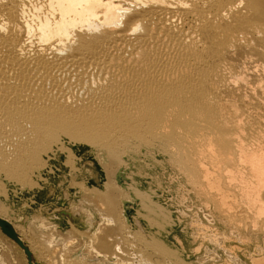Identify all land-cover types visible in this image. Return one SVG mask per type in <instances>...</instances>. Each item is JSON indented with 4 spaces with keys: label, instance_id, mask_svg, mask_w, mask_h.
I'll return each instance as SVG.
<instances>
[{
    "label": "bare ground",
    "instance_id": "1",
    "mask_svg": "<svg viewBox=\"0 0 264 264\" xmlns=\"http://www.w3.org/2000/svg\"><path fill=\"white\" fill-rule=\"evenodd\" d=\"M175 185L208 214L192 242L223 224L264 244V0H0V218L30 226L60 196L100 219L16 232L36 264L220 262L164 244Z\"/></svg>",
    "mask_w": 264,
    "mask_h": 264
},
{
    "label": "rangeland",
    "instance_id": "2",
    "mask_svg": "<svg viewBox=\"0 0 264 264\" xmlns=\"http://www.w3.org/2000/svg\"><path fill=\"white\" fill-rule=\"evenodd\" d=\"M92 155H93V157H92L93 160L91 162L92 163H97L98 160L95 157V154L92 153ZM95 173H96V171H95V164H94V167H93V174H94L93 182H94V179H95ZM119 180H122V178H119ZM139 180L137 179L136 181L138 182V185L140 186L139 190L142 191V192H145V190H147L148 188L153 187L154 183H155V181L153 180V177H151L149 179L140 178ZM13 189H15V188H11V191H13V194L15 193V195H16L17 191H14ZM52 193H53V190H51L50 188H47V190L44 193L45 198L49 197L50 194L52 195ZM17 197L18 196H15L13 198V200H12V201L15 202V205L17 203L16 202ZM59 198L60 199H57V201L56 200L53 201V205L56 202L54 207L52 206L53 208L51 207L50 209H47V210H45L44 208H42L40 210L39 207L33 208V210H36V212H37L34 216H38V217H36L34 220L32 219L33 223L30 222V226H29V223L27 224L25 222L14 223L13 227L16 230V232L17 233L19 232L18 234H20V235H22V234L24 235L25 234L24 236H27V238L30 237V236H33L34 238H36V237L42 235L41 233H45L46 232V231L44 232V230H43L44 227H46V226H57L59 228H62L63 230L68 228V226L72 227L70 224H65L64 221L62 223L58 224V223H50V220L48 219V217H50V214H51L52 210H57V209L61 208V206L58 204V201H59V203H65L64 206H63L65 209L64 208H62V209L67 210V211H70L71 209L73 210L75 207L80 206V204H79L80 202L78 201L79 200L78 198L71 199L69 202H66V201L64 202V199L62 197H60V196H59ZM1 200L2 199H1V196H0V201ZM160 200L171 211L173 210L172 212L174 213V215L176 217H178L180 220L183 221L181 226H179V224H177V226L175 227L174 233L171 236H169V237L166 236L164 238L162 236V240L165 242L164 243L165 245L169 246V248L172 249V248L175 247L176 249L181 251V256H182L184 262H186V263L193 262L194 260H196V258L198 256L202 255L203 252H208V250H215V251L217 250V252L221 256L222 260L220 262L216 263V264H223V263L224 264H226V263L227 264L228 263L229 264H233L234 261L231 262V259L228 258L229 256L231 258H233L235 256L234 257V258H236L235 260L236 261L238 260L241 264H254L255 261H256L255 264H264V244H263V240L261 238V235H251V236L250 235L249 236L245 235V236H242V237H240L238 239L237 237H233L229 233L228 225L220 224V225L217 226L219 234L220 235H223V234L225 235L227 233L225 236L224 235L222 236V240H219L217 242L216 240H214L215 238L212 237V235H213L212 233L207 232V231L203 232L204 231L203 230L202 233L201 232H200V234L198 233L197 240L196 241L194 240V242H192L193 240L191 239V237H188V233H185V230H184V228L186 229L185 225L186 224L189 225L190 222H192V223L196 222L195 224L193 223L192 225L195 226V227H197V226L200 227V222H205L206 221L205 219H208L207 218L208 214L206 212H204L202 209L196 210L195 211L196 214H194L192 212L193 208H191L192 206L190 207V205H192V202L196 203V198L194 197V195L190 194L189 192H186L185 189H180L177 185H175L172 189L164 192V194H163V196L161 197ZM184 200L186 201V203H185ZM190 200H191V202H190ZM181 201L184 202V203H182ZM82 206H84L83 208L85 209V212L81 213L82 216L83 217H87V213L86 212H89V214L92 217V221H91L92 225L89 228H85V226H83L85 221H84V218H82V219L78 220V222H77V225L79 226V228H77V229H78V231L81 232V234L82 233L85 234L87 232V234L90 235V234L94 233L97 230L98 223H99L100 219H99L97 210L94 208V206L92 204H89V203L85 202L84 205H82ZM205 207H207L208 211L212 210V208H213L211 203L208 204L206 202H205ZM66 208H68V209H66ZM122 208H123L124 216H125L126 220L127 221L130 220V218L133 217L131 215L134 212L129 210V204L128 203H123ZM176 210H178L177 211L178 213L176 212ZM240 210H238L237 215L239 214V216H240V214H241L243 216L244 215V213L242 212L243 210H241V211ZM239 212H241V213H239ZM181 213L182 214L184 213L185 215L183 214V216H182V215H180ZM8 216L9 215H7V217ZM31 216H32V214L29 215V218ZM202 216H204V217H202ZM239 216L237 218H239ZM242 216H240V218ZM242 218L244 220V217H242ZM42 223H43V227L40 228V225ZM24 224H26L27 226L24 225ZM31 224L33 226L32 228H31ZM202 226L203 225H201V227ZM27 227L29 228V230L27 229ZM71 229H73V227ZM203 229H205V227H203ZM20 230H22V232ZM39 232H41V233H39ZM33 233L35 234V236L36 235L37 236L35 237ZM175 235L179 238L178 240L173 238V237H175ZM192 236H195V235H192ZM211 240H214L215 243H213ZM209 241H210V243H208ZM219 242H220V244H219ZM226 242H227V244H226ZM202 243H203V245H202ZM244 243H245V245H244ZM199 244H201V245H199ZM224 248L226 249V251H225ZM220 249L221 250L223 249L224 252H222ZM229 250L232 251V252H230ZM197 251H199L198 254H196ZM78 252L74 255V257L72 259H75V257H77V256H82V255H80V252L79 253ZM229 252H230V254H229ZM233 252L236 253V254H234ZM223 254L226 257H224ZM226 254H228V255H226ZM250 254H251V256H250ZM23 255H24L23 252L15 244L11 243L10 240L5 238L0 233V264H27V262H26V260H25ZM253 257H254V259H252ZM257 260H258V263H257ZM35 262L37 263L36 259H35Z\"/></svg>",
    "mask_w": 264,
    "mask_h": 264
},
{
    "label": "water",
    "instance_id": "3",
    "mask_svg": "<svg viewBox=\"0 0 264 264\" xmlns=\"http://www.w3.org/2000/svg\"><path fill=\"white\" fill-rule=\"evenodd\" d=\"M64 202H65V200H64ZM58 204L61 206V208H59L57 210H53V212H51L50 217H48V219L50 220V223L60 224L64 221L65 224H70L74 228L75 227L79 228V226L77 225V222H78V220L84 218L85 223L83 224V226H85V228H89L92 225L91 224L92 217L89 214V212H86L87 217H83L81 214V213L85 212V209L83 208L84 206L80 205L78 207H75L73 210L69 209L70 211H67V210H64L65 208L63 207L65 203H59V201H58ZM62 208H64V209H62ZM66 209H68V208H66ZM135 222H137V221H135ZM177 222H178L179 226H181L183 223L182 220H178ZM41 227H43V223L40 225V228ZM0 233L4 237H6L8 240L13 242L23 252L27 264H36L35 258L33 256L32 252L22 242L19 235L14 230L13 226L8 221L1 219V218H0ZM173 238H175L176 240L179 239L176 235ZM198 253H199V251L196 254H198ZM73 260L75 261V262H72L73 264H90L89 262H86L84 259H82L80 256L75 257V259H73ZM212 264H216V263H212Z\"/></svg>",
    "mask_w": 264,
    "mask_h": 264
}]
</instances>
